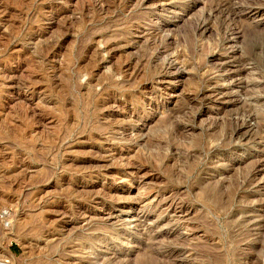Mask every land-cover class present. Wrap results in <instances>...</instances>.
Here are the masks:
<instances>
[{
	"label": "rangeland",
	"instance_id": "obj_1",
	"mask_svg": "<svg viewBox=\"0 0 264 264\" xmlns=\"http://www.w3.org/2000/svg\"><path fill=\"white\" fill-rule=\"evenodd\" d=\"M154 1L0 0V261L264 264V0Z\"/></svg>",
	"mask_w": 264,
	"mask_h": 264
},
{
	"label": "bare ground",
	"instance_id": "obj_2",
	"mask_svg": "<svg viewBox=\"0 0 264 264\" xmlns=\"http://www.w3.org/2000/svg\"><path fill=\"white\" fill-rule=\"evenodd\" d=\"M156 1V0H155ZM154 1V2H155ZM224 3V2H223ZM230 3V2H229ZM222 4V3H221ZM248 5H250V4H248ZM256 5V7H253V9L251 10V11H249V13H248V15H251V16H254V17H257L258 15H260V12L262 11V10H264V8H261L262 6L264 7V4H259L261 7H258L257 6V4H255ZM249 7H252L251 5L249 6ZM231 8H233V7H231ZM216 9V8H215ZM224 9V8H223ZM218 10V9H217ZM224 11V10H223ZM243 11V10H242ZM227 12V11H226ZM235 12V11H234ZM253 13V14H252ZM237 15V14H236ZM253 19V18H252ZM205 24V23H204ZM206 25V24H205ZM200 27V26H199ZM230 30V29H229ZM204 32V31H203ZM160 33V32H159ZM224 34V33H223ZM223 38V37H222ZM227 38V37H226ZM162 39H164V38H162ZM229 39V38H228ZM227 39V40H228ZM226 40V41H227ZM158 41V40H157ZM224 41V40H223ZM162 44V43H161ZM228 45V44H227ZM232 46V45H231ZM232 49V48H231ZM176 50V49H175ZM236 49H234V50H231V51H233L232 52V55H231V57L232 58H234V61H232L231 59V61H232V63L233 62H239V59L238 58H240L241 60L242 59H244V57H243V55H241L237 50L235 51ZM178 52V51H177ZM222 59V58H221ZM223 61V60H222ZM225 61V60H224ZM229 62V61H228ZM227 63V62H226ZM164 64V63H163ZM224 64V63H223ZM229 64V63H228ZM171 65V64H170ZM162 66V65H161ZM183 66V65H182ZM169 67V66H168ZM218 67V66H217ZM216 67V68H217ZM220 67V66H219ZM227 66H225V68H226ZM224 67H223V69H225ZM227 70H228V72L230 71L231 72V74H232V70L230 69V68H226ZM232 69H234V68H232ZM174 70H175V68H174ZM221 70V69H220ZM226 71V70H225ZM236 71L237 70H235V73H236ZM170 72V71H169ZM176 72H180V70L179 69H177L176 70ZM176 72L174 73V74H176ZM224 72V71H223ZM234 72V71H233ZM167 73V72H166ZM181 73V72H180ZM169 74H171V73H169ZM179 74V73H178ZM183 74V73H182ZM179 76H180V74H179ZM167 78V77H166ZM176 79H178L179 80V78H178V76H174V77H171L170 79H165L166 81H168L169 80V83H174V81H176ZM226 81V80H225ZM219 85V83L218 82H216V83H212V82H210L208 85ZM220 87L219 88H221V90L218 88V91L220 92L221 91V94H224L225 95V93H227L226 95H228L229 93L231 94V92H229V90H228V88H226V87H224V86H222V84L220 83ZM217 90V89H216ZM215 90V91H216ZM214 89L213 90H211V92H210V94H208V95H210V97L212 98V95H214ZM206 93V92H205ZM216 94H217V92H215ZM229 94V95H230ZM205 95V94H204ZM207 95V96H208ZM202 97H204V96H202ZM219 97H221V96H219ZM208 98V97H207ZM213 103V102H212ZM243 111V110H242ZM243 123V122H242ZM246 123V122H245ZM247 124V123H246ZM261 125V124H260ZM236 126V125H235ZM242 125L241 124H237V126L234 128L236 131H238L239 133H240V131H242ZM244 127H246L245 125H244ZM249 127H250V125H249ZM253 127V126H252ZM255 127H257V125H255ZM254 127V128H255ZM253 128V129H254ZM248 130H250V131H252L251 129H248ZM257 131H262L263 132V130H264V126L262 125V126H260V127H258L257 129H256ZM243 132V131H242ZM247 132V135L246 136H248L249 135V131H246ZM253 132H254V130H253ZM238 133V134H239ZM258 133V135H259V132H257ZM241 135L243 134V133H240ZM254 134H256L255 132H254ZM252 138H254V137H252ZM262 162V158L261 159H259V160H256V161H254V169L257 171V169H259L260 167H261V165L263 164V162ZM262 169V168H261ZM260 169V170H261ZM250 170V169H249ZM255 170H251V171H253V173L255 172ZM259 172V171H258ZM248 177V176H247ZM127 183V182H126ZM135 185V184H134ZM118 195V194H117ZM120 195H118V197H119ZM124 196V195H123ZM121 197V196H120ZM124 198V197H123ZM123 198H121V199H123ZM120 200V199H119ZM171 207V206H170ZM175 210V209H174ZM145 211V210H144ZM176 212V211H175ZM199 239V238H198ZM198 245V244H197ZM147 257V256H146ZM258 263V262H257ZM0 264H6V262H4V261H0Z\"/></svg>",
	"mask_w": 264,
	"mask_h": 264
}]
</instances>
